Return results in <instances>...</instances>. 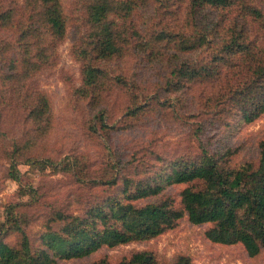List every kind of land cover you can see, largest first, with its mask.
<instances>
[{
  "label": "rangeland",
  "instance_id": "obj_1",
  "mask_svg": "<svg viewBox=\"0 0 264 264\" xmlns=\"http://www.w3.org/2000/svg\"><path fill=\"white\" fill-rule=\"evenodd\" d=\"M26 0H0V14L15 12L11 25L0 22V221L7 220L10 206L18 214L32 245L38 247L41 235L60 223L56 214L85 216L104 198L120 192L111 186L115 176L143 178L151 171L182 159H196L207 144L211 153L231 148V165L258 162L264 143V115L251 125L243 126L233 115L224 112L221 93L228 89L231 75L223 69L215 82L192 83L179 92L169 87L173 68L165 44L156 49L165 56L149 62L137 49L138 37H130V46L123 59L103 62L112 76H121L126 84L111 81L100 105L83 98V59L79 51L92 32L87 21V0H61L67 23L66 37L52 51L49 63L40 65L23 89V101L14 84L5 82L12 60H22L19 46L25 19ZM264 16V0H250ZM186 2L177 0H143L127 20L142 37L152 39L162 30L184 31ZM240 8L214 13L230 19ZM251 38L260 39L264 48V29L248 17ZM121 25H125L120 20ZM192 31V30H191ZM190 31V33H191ZM189 32V31H188ZM47 43L52 38L44 34ZM178 50V49H176ZM207 50L192 57L205 59ZM38 61V58L35 59ZM110 84V83H109ZM34 93V100L26 96ZM49 101V130L41 134L29 119L31 105L37 96ZM136 104L145 108L136 116ZM17 151L19 180L13 179L10 158ZM30 159L31 161H26ZM187 185L169 187L165 194L180 205L181 193ZM211 225L195 226L188 217L163 235L148 242L103 249L90 258L59 261L57 264H91L108 258L116 263L138 251L152 252L161 264H169L180 256H188L193 264H264V250L251 258L242 244L226 246L207 239ZM19 236L12 233L7 243L17 246Z\"/></svg>",
  "mask_w": 264,
  "mask_h": 264
},
{
  "label": "trees",
  "instance_id": "obj_2",
  "mask_svg": "<svg viewBox=\"0 0 264 264\" xmlns=\"http://www.w3.org/2000/svg\"><path fill=\"white\" fill-rule=\"evenodd\" d=\"M141 1H86L92 32L79 51L84 64L83 87L78 93L83 98L100 105L103 94L112 86L111 81L126 84L123 77L112 76L102 63L123 59L134 34L139 38L137 49L149 62L164 59L165 54L156 49L158 46L175 45L178 49L174 52L168 49L173 62L168 85L174 92L192 83L215 82L227 68L231 79L219 100L226 103L225 114L233 115L243 126L264 115V48L259 44L260 39L251 38L246 22L248 17L253 18L264 29V16L250 0H177L186 2L184 31L162 30L151 40L126 25ZM236 7L241 13L233 20L224 14L214 15ZM24 8L25 24L19 43L24 57L11 61L5 78V82L15 85L13 89L22 101L21 94L28 81L40 65L49 63L52 51L67 33L61 0H26ZM14 16L13 10L3 11L2 26L11 25ZM44 34L52 38V43H47ZM202 50L209 52L205 59L192 57L194 52ZM34 96L29 94L26 101L34 100ZM145 108L136 104L130 111L136 116ZM49 110L47 97L39 94L37 103L34 101L31 105L29 119L42 135L49 130ZM17 151L10 156L12 170L16 171L11 172V177L16 181L19 180ZM232 155L231 148L223 153H211L206 144L198 158H178L143 178L123 176L119 181L118 171V177L109 183L118 186L121 182L123 188L119 193L92 206L85 216L58 212L59 229L44 232L40 245L35 248L14 207L10 206L7 220L0 221V264H57L90 258L103 249L151 241L174 229L185 217L195 226L211 225L206 232L211 242L226 246L242 244L248 255L255 258L264 250V143L257 163L233 167ZM176 185H187L179 206L165 194L169 187ZM12 233L20 238L17 246L7 243ZM91 264L161 263L152 252L138 251L116 263L103 258ZM169 264L193 262L188 256H180Z\"/></svg>",
  "mask_w": 264,
  "mask_h": 264
}]
</instances>
